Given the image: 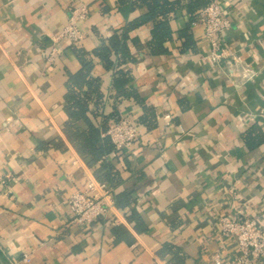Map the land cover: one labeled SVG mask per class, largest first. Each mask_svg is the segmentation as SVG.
<instances>
[{
  "label": "crops",
  "instance_id": "crops-1",
  "mask_svg": "<svg viewBox=\"0 0 264 264\" xmlns=\"http://www.w3.org/2000/svg\"><path fill=\"white\" fill-rule=\"evenodd\" d=\"M189 1H177L171 37L155 51L157 18L126 30L147 10L135 0H0V264H212L213 254L227 263L238 250L220 234V217L241 210L264 229V0H220L231 26L222 36L229 56L217 65ZM81 3L88 13L77 23L85 32L77 50L52 37ZM183 29L193 44L181 50ZM113 33H125L128 95L113 86L121 54L106 65L94 52ZM83 60L98 93L73 86L101 136L119 114L138 121L132 148L95 167L63 132L68 79ZM75 155L94 174L112 166L115 204L126 215L117 225L127 235L117 238L101 217L72 222L67 196L84 188Z\"/></svg>",
  "mask_w": 264,
  "mask_h": 264
},
{
  "label": "built area",
  "instance_id": "built-area-1",
  "mask_svg": "<svg viewBox=\"0 0 264 264\" xmlns=\"http://www.w3.org/2000/svg\"><path fill=\"white\" fill-rule=\"evenodd\" d=\"M67 23L60 33L53 36L56 41L59 37L65 38L75 48H81L85 32L77 23L84 19L88 8L81 3L69 7ZM196 21L203 28V38L208 43L210 51L206 58L212 65H217L229 56V50L224 43L223 34L230 28L231 20L221 5L220 0H210L209 3L196 15ZM55 48H53V52ZM51 57L48 58V61ZM168 120L169 116H164ZM113 145L112 155L122 153L137 142L138 121L132 114H119L110 119L104 133ZM84 160L75 155L71 161L82 172L84 188L74 189L67 196V202L72 212V222L77 225L89 226L98 218H105L109 224L124 223L126 215L118 212L114 198V186L111 181L98 179L85 166ZM264 196V192H263ZM122 219V220H120ZM220 234L223 237L234 239L237 245V254L227 263H223L217 254L211 255L212 264H264V229L256 219L237 211L232 215H225L218 219ZM24 253L22 260L25 261Z\"/></svg>",
  "mask_w": 264,
  "mask_h": 264
},
{
  "label": "trees",
  "instance_id": "trees-1",
  "mask_svg": "<svg viewBox=\"0 0 264 264\" xmlns=\"http://www.w3.org/2000/svg\"><path fill=\"white\" fill-rule=\"evenodd\" d=\"M177 1L178 0H135L133 4L144 5L147 10L141 17L132 21L127 26L126 30H130L157 18L158 20L155 21L151 30L149 46L155 51H163V42L171 37L168 16L175 9ZM209 1L210 0H190L188 3V9L192 15L191 18L193 19L199 10L204 8ZM124 34L125 33H113L110 36L108 43L101 45L94 52L103 62H105L106 65L112 64L109 59L112 52H119V54H121L118 63L115 65L114 71V73L119 74V76L114 79L113 86L122 95H128L125 90L129 77L124 75L122 68L120 67L121 63L125 61V58H129L126 50ZM179 35L182 38L181 50L192 47L193 38L187 29L181 30ZM75 49L80 50V48ZM88 72L89 63L83 60L81 69L75 74L69 76V89L65 95L64 104V109L67 112L69 120L65 123L63 132L79 156H81L89 166L95 167V164L104 155L108 154L112 150L113 145L107 135L101 136L100 129L98 128L96 122L89 118V109L87 107L86 99L79 96L78 92L74 89V86L76 85L80 86L82 84H86L91 87L93 92L96 94L98 93L96 79L89 77ZM72 119L83 120L86 124V129L79 130L72 122ZM246 137L248 139L249 134H247ZM255 139L257 141H261L263 139L262 134L256 128ZM94 170L95 176L100 180L110 181L111 175L114 174L112 166L107 163L100 164ZM112 231L117 238L128 234L125 228L121 225H114L112 227Z\"/></svg>",
  "mask_w": 264,
  "mask_h": 264
}]
</instances>
